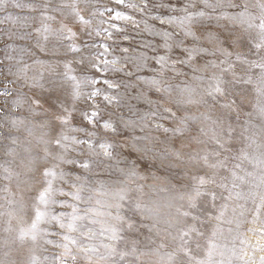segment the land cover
Masks as SVG:
<instances>
[{"label": "snow or ice", "instance_id": "6c2138e0", "mask_svg": "<svg viewBox=\"0 0 264 264\" xmlns=\"http://www.w3.org/2000/svg\"><path fill=\"white\" fill-rule=\"evenodd\" d=\"M7 3L8 0H0V8ZM13 3L18 8L37 11L34 0H13ZM88 3L90 0H43L39 5L40 15L45 21L56 20L59 17L60 27L55 30L54 35L58 46L65 49L62 56L54 52L52 59L56 62L53 64L50 60L47 65L53 73V78L47 82V86L41 82L44 80L43 75L39 80L33 78L31 83H28V65L23 64L16 72L11 73L15 79L10 80L9 83L16 85L18 81L24 79L25 83L22 87H27L32 95L10 90L7 86L0 92V97L5 98L6 104L11 98V107L19 110L27 105V111L32 117H42L38 124L27 129L29 135H32L34 130H39L40 135L36 138V143L40 147L35 154L31 148L25 150L28 153L26 175L33 183L34 190V194L30 197L32 215L30 223L25 222L27 227L19 229L16 239L22 243L30 240L33 244L43 241L45 245L52 246L54 251L50 257H45L46 260L50 259V264H82V262L93 264V257L108 260L113 255H119L120 260L123 261L129 253L117 252L115 247L105 242L120 238L117 226H104V221L97 219V217H109L120 221L122 219L118 214L120 205H107L109 209L112 207L117 209V215L112 216L111 211L103 210L104 205L99 200L96 204L100 207H91L89 202L92 196L85 193L102 191L105 187L104 181L99 179L96 181L98 187H93L94 167L100 169L106 166L111 179L112 166L106 162L116 159L119 163L120 154L115 151L117 137L135 136L137 137L135 143L144 142V151L147 152L148 143H152L154 147L158 143L153 133L164 137L166 144L164 155L167 159H175L192 167L209 169L202 176L193 174L194 183L191 191L186 194L188 210L181 211L183 205L177 208L178 217L191 216L193 221L197 220L198 217L191 212L196 209L197 200L200 197H210L213 201L216 199L215 191L204 186L216 185L227 190L229 195L226 199L233 200L236 204L233 209V220L228 222L230 224L234 222L238 231L250 222L259 221L264 226V193L259 196V203L255 193L251 191L246 195L237 192L233 199V193L228 189V177H223L222 182L217 184V177L222 169L229 172L233 188L236 186V180L244 179L235 171L241 167L239 163L234 164L231 169L228 168L230 159L249 160V162L256 160L255 156L250 157L243 149L235 157L227 155L231 151L230 141L235 139L236 131L232 124L225 123L226 118L222 110L238 111L236 99L229 100V88L238 84H251L252 79L244 77L252 68L260 70L257 77L259 87L256 91L258 96L264 98V0H175V2L141 0L139 5L132 3L131 0H110L109 6L104 8L103 13L95 9L88 11L87 8L81 7V4ZM113 4L116 7H113ZM125 5L132 10L138 9L140 14L158 20L162 29L159 33H155L162 37V43L152 47V63L156 68L154 78L143 82L148 85L147 92L141 89L138 93L129 95L128 103L120 97L119 84L88 75L89 66L97 72L103 71L97 60L109 51V47L101 44L100 47L104 51L92 58L86 66L85 58L81 55L82 48L76 43L77 31L97 37L107 33L109 39L112 38L113 31H123L117 22L121 19L133 20L131 15L120 10V6ZM158 9L162 11L158 15H153ZM105 13H107L106 19ZM98 17L100 23L94 25L93 21ZM7 19L13 18L7 17ZM104 24H107V28L102 27ZM220 25L223 27L221 28ZM237 27L243 28L244 32L251 30L256 32L257 42L252 45L255 49L252 55L258 59H251L246 53L237 50L238 47H242L244 40V33L237 34L235 31ZM35 32L48 34L52 30L45 24L42 28H36ZM31 34V32L27 33L29 36ZM43 39L47 41L48 35H44ZM36 43L41 51H47L46 47L40 44L39 39ZM128 51L127 48L122 49V53ZM172 53L176 54L172 55ZM209 54L219 63L208 60ZM69 55L73 57L72 60L68 59ZM233 56L236 63L231 59ZM197 61L204 63L200 65ZM112 63L117 61L113 60ZM107 64L108 62L104 61L105 67ZM224 64L228 65L227 69L221 68ZM74 65L80 66L78 75L72 74L75 71ZM61 66L63 71H58ZM208 68L231 71L233 79L225 82L221 77L213 74L209 86L198 92L191 85L177 90L175 83L169 78L171 75L178 81L179 77L185 74V70L191 71L195 78H199V73ZM237 69L241 73L239 76ZM101 83L106 85L103 90L96 87ZM37 88L40 89L39 94L35 92ZM61 89L66 90V96L62 97L58 94ZM85 89L89 90L85 92ZM221 99L224 100L222 104L219 103ZM132 100H136L134 105L131 104ZM81 101H84L83 105ZM193 103L203 104L207 108L199 118L187 114L190 112L188 105ZM125 109L127 116L123 114ZM253 109L264 120V99L258 100L253 105ZM216 110H219V114L212 119V112ZM249 115L251 117V114ZM208 119H211L210 129L203 124V121ZM193 121H199V125L194 124ZM11 124L19 128L20 125L25 124V119H13ZM248 139L251 143H255L251 137ZM13 152L14 149L9 148L6 155H12ZM260 163L264 164V157L261 158ZM6 164L7 166L0 165L4 171L0 179L10 181L13 170L11 162ZM134 169L135 165L127 172L121 171L123 175L130 176L134 175ZM15 174L17 177L20 175V173ZM247 175L251 176L252 173ZM257 186H264V174L259 177ZM116 195L119 200H123L124 189L121 188ZM249 198L252 203L250 208L246 207ZM180 199L184 200L185 196H181ZM240 199H244L245 204L237 203ZM226 207L227 205L222 206L219 215L215 217L217 220L224 216L223 209ZM24 208L25 202L21 201L20 209L23 211ZM57 208L70 209V211H57ZM96 224L102 225L98 232L92 227ZM175 230L176 236L172 238V242L176 248L169 254V264H185L184 257H187V264H192L189 237L192 234L198 236L203 234L197 232L194 224L188 225L179 219L175 223ZM215 234L214 231L213 237ZM260 234L264 235V227ZM240 242L244 243L243 240ZM163 246L162 243L161 247ZM197 246H200L198 241ZM216 247L217 245L212 243L210 238L209 257ZM100 248L105 249L106 254L100 253ZM256 250H264V245L257 244ZM0 264L3 262L0 261ZM32 264H36L35 257L32 258ZM112 264L117 262L113 260ZM196 264H208V261L201 260ZM251 264H264V255L260 256L259 260H252Z\"/></svg>", "mask_w": 264, "mask_h": 264}, {"label": "rangeland", "instance_id": "374dc122", "mask_svg": "<svg viewBox=\"0 0 264 264\" xmlns=\"http://www.w3.org/2000/svg\"><path fill=\"white\" fill-rule=\"evenodd\" d=\"M109 1L90 0L88 4H81V7L87 8L88 11L95 9L97 12L103 13L104 8L109 6ZM131 2L139 5L141 0H131ZM34 3L37 11H29L24 7L18 8L13 0H8L7 5L0 8V92L7 86L10 90L23 91L31 96L32 93L28 91V88L22 87L25 83L24 79L18 81L16 85L9 83L10 80L15 79L11 73L16 72L17 68L23 64H27L28 83H31L33 78L39 80L43 75L44 80L41 82L47 86V82L53 78V73L47 65L50 60L53 64L56 62L52 59L53 53L58 52L62 56L65 52L64 48L58 46L57 38L54 35L55 30L60 27L59 17L56 20L45 21L39 12V5L43 3V0H34ZM120 10L133 17L132 21L123 19L117 22L123 31H113L111 39L108 38L107 33L97 37L77 31L76 43L82 48L81 55L85 58L86 66L92 58L103 52L100 49L102 41L108 43L110 50L97 60L103 71L97 72L89 66L88 75L99 80L105 76L112 83L119 84L120 97L125 103H128L129 95L136 94L141 89L147 92L148 85L143 82L154 78L156 68L152 63V47L162 43V37L155 34L162 29L158 20L151 19L146 14H140L138 9L132 10L124 6L120 7ZM160 11L162 10L158 9L153 15H158ZM49 14L56 15L55 13ZM104 15L106 19L107 13ZM7 17L13 19H7ZM99 23V17L93 21L94 25ZM45 24L52 32L37 34L35 29L42 28ZM102 27L107 28V24L102 25ZM220 27L222 28L223 25ZM229 27L232 26L229 25ZM73 30L76 31V29ZM235 31L237 34L244 33L243 45L237 50L246 53L251 59H258L252 55L255 52L252 45L257 42L256 32L254 30L244 32V29L239 27ZM29 32L32 33L31 36L27 35ZM44 35H48L47 41L43 39ZM124 37L126 39H122ZM38 39L47 51L40 50L36 43ZM124 48L129 49V51L122 53ZM175 54L172 53V55ZM107 58L113 59L117 63L111 61V65L105 67L103 61ZM68 59L72 60L73 57L69 55ZM207 59L212 60L213 63H219L210 54ZM231 59L233 63H236L235 56ZM203 63L204 61H197V64L203 65ZM193 66L195 67L196 64ZM74 68L75 71L72 74L78 75L80 66L74 65ZM221 68L227 69L228 65L224 64ZM221 68H208L199 73V78H195L193 73L187 70H185L184 75L179 77L178 81L171 75L169 78L173 80L177 90L191 85L198 92H202L209 86L213 74L221 77L225 82L233 79L231 71H222ZM58 71H63V67L61 66ZM236 72L237 76L241 75L239 69ZM259 72L258 68H252L244 77L245 79L251 78L253 81L251 84H238L229 88V100L236 99L239 106L238 111L222 110L226 118L225 123L232 124L236 131L235 139L230 141L231 151L227 155L235 157L243 149L250 157L255 156L256 160L252 162L249 160H229V169L236 163L241 165L235 171L238 176L244 178L243 180H236L234 188L228 171L220 170V175L217 177V184L222 182L223 177H228V189L232 191L233 199H235L237 192L246 195L251 191L255 193L257 203H259V196L264 193V186H257L259 185V177L264 174V164L260 163L261 158L264 157V120L253 109V105L258 100L264 99L258 96L256 91L259 87L257 81ZM21 75L23 76V74ZM96 87L103 90L101 84L96 85ZM88 90L85 89V92ZM35 92L39 94L40 89H35ZM58 94L62 97L67 95L66 90L63 89L59 90ZM185 98H187L186 94ZM198 98L196 97V99ZM83 103L84 101H81V105ZM135 103L136 100L131 101V104L134 105ZM219 103H224V100L221 99ZM27 107L25 105L17 110L11 107V98L6 104L5 98L0 97V110H2L0 111V165L7 166L6 162H11L13 170L10 181L0 179V261L3 264H32L33 257H35L36 264H50V259L46 260L45 257H50L54 251L52 246L45 245L43 241L33 244L30 240L22 243L16 239L19 229L27 227L25 222L30 223L32 215L30 197L34 194V190L33 183L26 175L28 153L25 150L31 148L35 154L40 147L36 143V138L40 135L39 130L36 129L32 135H29L27 129L38 124L42 117H32L27 111ZM188 107L190 112L187 114L198 118L207 111L203 104L193 103ZM123 114L127 116V109L124 110ZM218 114L219 110L213 111L212 119ZM21 118L25 119V124L20 125L19 128L13 127L11 121ZM193 123L199 125V121H193ZM203 124L210 129L211 119L204 120ZM152 135L157 138L158 143L155 147L152 143H148L149 151L147 152L144 151V142L135 143L137 137H117L115 151L120 154L119 163L116 159L106 162L112 166L111 179H109V171L106 166L100 169L93 168V187H98L97 179L103 180L105 187L102 191L86 192L85 195L92 196V200L89 202L91 207H100L96 204V201L99 200L104 205L103 210L111 211L112 216L117 215V209L115 207L109 209L107 205H120L118 210L119 216L122 217L120 221L112 220L109 217H97V219L104 221V226L116 225L118 228L120 238L105 242L115 247L117 252L129 253L123 261L120 260L119 255H113L108 260L93 257V264H112L113 260L117 264H169V254L173 253L176 248L172 238L176 236L175 223L177 219L186 222L188 225L194 224L197 232L203 234V236L192 234L189 237L193 256L192 264L201 260H207L208 264H244L245 260L241 254L244 247L249 245L246 240L249 238L247 231L251 230L252 227L256 228V225L261 229L264 226L259 221L250 222L238 231L234 222L231 224L228 222L233 220V209L236 204L233 203V200L226 199L229 195L227 190L216 185L204 186L206 189L215 191L216 199L213 201L210 197H200L197 200L196 209L191 210L192 215L198 217L197 220L193 221L191 216L188 218L178 217L177 208H181L183 205L181 211L188 210L186 194L191 191L194 183L193 174L202 176L209 169L192 167L175 159H167L164 155L166 147L164 137L157 133ZM249 137L255 143H251ZM13 139H15V143H13ZM9 148L14 149L12 155H6ZM133 165H135L134 175H123V172H127ZM15 173H20L19 177ZM247 173H252V175L249 176ZM3 175V168H0V176ZM6 186L7 190H5ZM57 186L59 185L57 184ZM65 187L67 186L65 185ZM121 188L124 189L125 198L123 200H119L116 195ZM181 196H185V199L181 200ZM59 198L64 199V197ZM21 201L25 202L23 211L20 209ZM237 203L245 204V200L240 199ZM224 205H227L223 209L224 216L217 220L215 217L219 215ZM246 207H252L251 198L248 199ZM56 210L70 211V209L59 208ZM238 211L239 209H237ZM10 213L13 215L10 216ZM101 226V224L92 225L97 232ZM42 227H46V225H42ZM214 231L216 234L213 237ZM210 238L217 247L209 257L208 243ZM241 240L244 241L243 244L240 242ZM162 243L163 247H161ZM176 243L178 244L179 241L177 240ZM99 251L105 253L103 248H100ZM183 259L187 264V257ZM82 264H86V262H82Z\"/></svg>", "mask_w": 264, "mask_h": 264}, {"label": "bare ground", "instance_id": "6f19581e", "mask_svg": "<svg viewBox=\"0 0 264 264\" xmlns=\"http://www.w3.org/2000/svg\"><path fill=\"white\" fill-rule=\"evenodd\" d=\"M113 7H116V6L113 4ZM120 7L122 8L124 6H120ZM121 11L124 12L123 10H121ZM124 13H126V12H124ZM121 20H123V19H121ZM122 39H125V37ZM102 44L108 46V43L106 41H102ZM100 49L102 51H104L101 47H100ZM109 50H110V48H109ZM104 61L108 62L107 66H110L111 65L110 63H111V61H113V59L107 58ZM104 61H103V64H104ZM101 63H102V61H101ZM101 79L105 80L107 78L104 76V77H101ZM107 80L110 81L109 79H107ZM110 82H112V81H110ZM101 86L103 89L106 88V85L103 83H101ZM255 227L256 228L252 227L251 230L247 231L249 238H247L246 240H247V242H249V245L244 247V250L242 251V254H241L245 260V264H251L252 260H259V257L264 255V250H261V251L256 250L257 244L264 245V235L260 234L261 230H262L260 227H258L257 225Z\"/></svg>", "mask_w": 264, "mask_h": 264}]
</instances>
